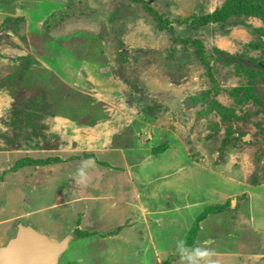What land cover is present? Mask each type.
<instances>
[{"label": "rangeland", "instance_id": "obj_1", "mask_svg": "<svg viewBox=\"0 0 264 264\" xmlns=\"http://www.w3.org/2000/svg\"><path fill=\"white\" fill-rule=\"evenodd\" d=\"M226 1L0 0V247L30 227L70 237L57 264H184L178 240L264 264V25L175 22Z\"/></svg>", "mask_w": 264, "mask_h": 264}, {"label": "water", "instance_id": "obj_2", "mask_svg": "<svg viewBox=\"0 0 264 264\" xmlns=\"http://www.w3.org/2000/svg\"><path fill=\"white\" fill-rule=\"evenodd\" d=\"M183 107H193L191 97L184 99ZM69 241V236L52 241L30 227H19L15 236L0 247V264H57Z\"/></svg>", "mask_w": 264, "mask_h": 264}, {"label": "trees", "instance_id": "obj_3", "mask_svg": "<svg viewBox=\"0 0 264 264\" xmlns=\"http://www.w3.org/2000/svg\"><path fill=\"white\" fill-rule=\"evenodd\" d=\"M147 10L149 15L153 18L158 29H172L173 23H171L170 20L166 19L161 14L153 12L151 9ZM247 17L259 19L264 25V0H227L220 8L215 9L211 13L191 15L185 18H177L175 19V22L184 24L186 29H197L206 25L222 27L229 19H242ZM46 21L47 20H45L44 23H46ZM196 49L199 52V48L196 47ZM236 92L237 89H233V91H231L233 95H235ZM226 112L229 113H224V109L219 110V115L223 117V121H226V119L229 117V114H232L233 116L231 109H228ZM204 216L205 212H203L202 215L194 220L191 226L192 229L196 228L198 221L204 218Z\"/></svg>", "mask_w": 264, "mask_h": 264}, {"label": "clouds", "instance_id": "obj_4", "mask_svg": "<svg viewBox=\"0 0 264 264\" xmlns=\"http://www.w3.org/2000/svg\"><path fill=\"white\" fill-rule=\"evenodd\" d=\"M87 164H84L76 171L75 183L78 185L86 186L89 180L86 168ZM177 251L179 253V258L184 264H215V261L211 259L214 252L208 248L193 247L189 249L185 246L183 240H178L176 243Z\"/></svg>", "mask_w": 264, "mask_h": 264}]
</instances>
